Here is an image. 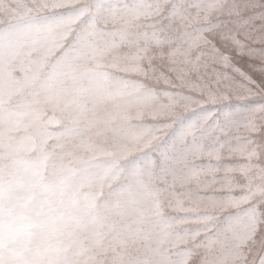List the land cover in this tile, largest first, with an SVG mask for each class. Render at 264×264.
Segmentation results:
<instances>
[{
  "label": "snow or ice",
  "instance_id": "6c2138e0",
  "mask_svg": "<svg viewBox=\"0 0 264 264\" xmlns=\"http://www.w3.org/2000/svg\"><path fill=\"white\" fill-rule=\"evenodd\" d=\"M0 264H264V0H0Z\"/></svg>",
  "mask_w": 264,
  "mask_h": 264
},
{
  "label": "rangeland",
  "instance_id": "374dc122",
  "mask_svg": "<svg viewBox=\"0 0 264 264\" xmlns=\"http://www.w3.org/2000/svg\"><path fill=\"white\" fill-rule=\"evenodd\" d=\"M82 192L83 191H88L89 190V185L85 183L84 187L80 189Z\"/></svg>",
  "mask_w": 264,
  "mask_h": 264
}]
</instances>
